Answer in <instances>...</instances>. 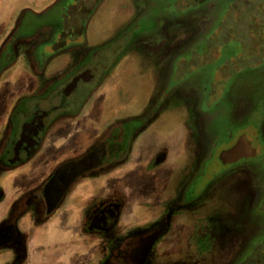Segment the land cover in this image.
<instances>
[{
    "label": "rangeland",
    "instance_id": "1",
    "mask_svg": "<svg viewBox=\"0 0 264 264\" xmlns=\"http://www.w3.org/2000/svg\"><path fill=\"white\" fill-rule=\"evenodd\" d=\"M82 68L94 79L72 96L78 116L57 122L30 164L0 174L10 179L0 177V202L10 209L37 195L66 157L98 147L95 159L73 167L65 191L102 149L108 153L102 169L73 186V195L92 199L74 210L66 198L53 215L44 237L50 262L77 221L86 231L93 207L117 197L127 208L134 190L143 204L115 233L112 249L79 264H115L126 241L166 217L170 226L195 225L182 235H203L214 250L193 259L183 252L181 260L151 253L145 264H264V224L251 226L264 219V198L255 201L254 186L234 171L246 160L225 165L220 158L246 136L264 168V0H0V144L9 116L33 106L24 99L40 94L42 107L58 103L56 91ZM248 225L255 231L241 243ZM3 254L8 264H31V254Z\"/></svg>",
    "mask_w": 264,
    "mask_h": 264
},
{
    "label": "flooded vegetation",
    "instance_id": "2",
    "mask_svg": "<svg viewBox=\"0 0 264 264\" xmlns=\"http://www.w3.org/2000/svg\"><path fill=\"white\" fill-rule=\"evenodd\" d=\"M62 48L63 45L61 48L56 49L54 54ZM81 66L78 68H81ZM77 69L71 74L65 88L56 91V96L60 97L58 103L55 101V103L46 101L45 107H42L40 104L41 101L38 100L41 99V95H34L35 98L24 99L26 102H33L31 108L17 109L9 116V119L6 121L8 130L5 132V137L0 144V174L16 171L30 164L43 151L46 139L57 122L63 120V118L73 119L78 116L80 111L74 112L73 108L75 101L72 99V96L78 89L80 83L92 81L94 79V74L89 69ZM87 71H91L93 77L89 81L81 78L76 87L69 92V85L73 83L75 78L83 75ZM235 144L225 150L232 148ZM251 146L253 148L252 144ZM97 148L98 147H93L89 149L86 154L79 155V157L74 156V159L66 157L61 160L59 165L53 169L48 176V181H45L39 187L37 195H24L23 198L16 200L12 204L7 215L8 217L0 227V250L9 252L12 259H16L19 256L26 257V254L28 258V252L30 251L29 235L31 236V234L36 232L39 228L50 223L53 215L60 209L63 202H65L64 200L71 197L73 186L77 182L83 180L84 176L90 171L100 170L104 167L103 163L106 161L108 153L105 149H102L100 152L102 155L99 154L96 165L92 166V168L88 167V170L80 173L75 182L68 184V186H70L67 188V191H65V180L73 174V167L80 165L84 160H88L89 157L95 159L97 157L96 155H98L96 154ZM253 153L252 150L248 149L244 151V154L247 155L235 162L225 163V165H233L242 160H246L242 164H239L234 171L243 175L244 182L251 183L254 186L249 195L254 196V198H256L254 199L255 201L257 198L259 201L264 198V168H261V163L257 164L255 162V159L258 157V151L255 150L253 156L249 155ZM161 159L162 158H160L159 161ZM112 161L113 159H111L109 163H112ZM88 164H92L91 160ZM4 197L5 195L3 198ZM29 207L33 208L32 215L29 214ZM125 207L124 199H119L117 197L105 199L100 205L93 207L92 213L88 215L87 221L85 222L86 231L96 232L114 240L116 228L124 217ZM168 218H164V221L159 218L152 226L143 227L140 231L135 233L121 247L114 260L115 264H145L155 244L158 243L169 230L170 219ZM30 221H32L30 225L33 231H26L24 226ZM263 222V218L256 219V221L252 222L251 226L253 225L256 231H260L264 224ZM248 227V231L240 233L239 241L241 243H246L255 231L251 230L252 227H250V225H248ZM195 238L199 243L205 242L206 240L208 241V238L203 235H199ZM27 258H25V261Z\"/></svg>",
    "mask_w": 264,
    "mask_h": 264
},
{
    "label": "crops",
    "instance_id": "3",
    "mask_svg": "<svg viewBox=\"0 0 264 264\" xmlns=\"http://www.w3.org/2000/svg\"><path fill=\"white\" fill-rule=\"evenodd\" d=\"M1 178L3 176H0ZM3 183L5 181H9V177H3ZM16 179V178H15ZM16 183V182H15ZM15 184L13 188H16ZM7 187V185H6ZM81 192V193H80ZM78 191L76 194L71 195V207L72 209L78 208L81 203H87L88 200L92 199L93 194L85 195L83 191ZM10 194V191L7 189V196ZM12 194V193H11ZM5 194H2L0 198H2ZM6 196V195H5ZM13 195H11L12 197ZM127 208L125 207V215L122 218L121 222L116 228V234L120 233L125 229L127 226L128 219H130L135 212V209H138V207L142 206L143 200H140L142 197L141 194H139L138 191H127ZM9 197V196H8ZM77 211V210H76ZM9 213V207L4 205V203L0 202V227L4 223V221L7 218V215ZM79 220V219H78ZM81 221H77L75 225H73L71 234H69L65 240L59 242L60 245H62V248H58V254L55 256L54 260L50 258L49 255H47L45 250V242L44 237L48 234L49 225H46L44 227H41L38 229V231L34 232L35 234L33 236V241H31L29 247L30 252L29 256L31 254L30 263L31 264H52V262L55 261V263H64L67 260L65 259V255H69L72 258L69 259V264H79L83 261L90 262L97 256L98 252L101 251V249H106L105 251L112 249L113 240L110 237L101 236L99 233L92 232V231H85L82 229V226L80 225ZM184 229H192V232L196 230L195 225L192 227L188 224H178V221H174V223L169 227V230L167 233L163 236V238L155 244L152 254H154L155 257L162 259H171V256H176L178 260H181V253L187 252L192 256V259L195 255H206L208 253H211L214 250V242H198L197 239L193 236V234H185L182 235L181 228ZM190 227V228H189ZM24 229L26 231H33V228L31 226H24ZM188 231V230H187ZM87 233V234H86ZM58 244V245H59ZM57 245V244H56ZM59 245V246H60ZM57 247V246H56ZM78 250V251H77ZM50 251V250H49ZM6 251L0 250V264H6L7 262H10V258L6 257L3 253ZM51 252V251H50ZM9 253V252H8ZM150 253V254H151ZM9 255V254H8ZM81 255V256H79ZM7 263V264H8Z\"/></svg>",
    "mask_w": 264,
    "mask_h": 264
},
{
    "label": "water",
    "instance_id": "4",
    "mask_svg": "<svg viewBox=\"0 0 264 264\" xmlns=\"http://www.w3.org/2000/svg\"><path fill=\"white\" fill-rule=\"evenodd\" d=\"M92 77H93V75H91V71H87L83 75L75 78L73 83L71 85H69V88H68L69 92H71L76 87L78 81L81 78H84L86 81H89ZM242 144L248 145L247 150L250 149L254 152L253 154H249L250 156H253L255 154V149L252 148L251 142L247 139L246 136H243L239 139V141L232 148L224 150L221 153V155H220L221 160L224 163H231V162H235L238 159L242 158L243 156L247 155V154H244V151L241 149Z\"/></svg>",
    "mask_w": 264,
    "mask_h": 264
},
{
    "label": "snow or ice",
    "instance_id": "5",
    "mask_svg": "<svg viewBox=\"0 0 264 264\" xmlns=\"http://www.w3.org/2000/svg\"><path fill=\"white\" fill-rule=\"evenodd\" d=\"M247 148H248V145H246V144H242V145H241V149H242L243 151H246Z\"/></svg>",
    "mask_w": 264,
    "mask_h": 264
}]
</instances>
